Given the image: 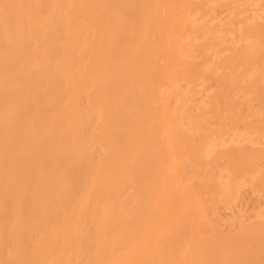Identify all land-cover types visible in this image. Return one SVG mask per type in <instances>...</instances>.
Here are the masks:
<instances>
[{"label":"rangeland","instance_id":"374dc122","mask_svg":"<svg viewBox=\"0 0 264 264\" xmlns=\"http://www.w3.org/2000/svg\"><path fill=\"white\" fill-rule=\"evenodd\" d=\"M79 3L89 5L91 0H80ZM146 6L142 10L148 16L149 23L147 26L143 25L144 22L140 23L137 34H145L146 42L149 40L151 44L157 43L160 48L159 56L148 52L150 42L143 46L147 57L155 60L154 68H161L159 79L153 82L149 79L146 87L138 88L142 95L141 101L148 100V105H123L116 113V118L125 117L121 136L120 132L117 136L116 133L112 136L108 132L98 138L111 113L105 107L92 108L88 97L92 88L89 83L81 86L84 94L80 110L86 116V122L79 135L83 139V148L78 153L88 156L90 163L100 168L105 144L112 141L123 145L122 155L133 158L143 153V158L154 157V161L159 159L162 167L172 175L168 190L177 192V200L175 199L172 209H166L163 204L158 208L145 205L155 211V217L161 225L155 229H142V233L151 236V240L161 241L158 236L167 233L168 236L174 231L180 238L178 245L184 249L182 254H187L190 248L191 257L210 258L220 249L226 254L222 262H233L235 254L250 250L253 243L260 236H264V0H149ZM107 15L110 18L108 36L116 32L125 35L133 30L131 22L129 23L132 21L131 16L117 13L114 9L109 10ZM176 19L181 21L177 22ZM7 22L9 28L6 32H14L17 28L16 25L13 26V19L8 18ZM115 23L119 27L116 24L115 28ZM103 28L100 24L97 30H80V43L90 40L89 43L93 44L88 47L81 46L87 56L100 43V35L94 33L102 31ZM138 42L139 40L134 45L135 49L139 47ZM252 57L254 59L249 61ZM35 58V53L28 55L29 61ZM124 64L127 65L128 62L125 61ZM83 65L84 62L77 61L72 67L78 70ZM101 76L93 73L88 79L99 83L102 81ZM109 84L107 96L118 100L115 106L121 105L119 100L127 92L136 91L129 87L128 78L116 87ZM10 87H14L12 83ZM68 90L69 84L62 80L57 94L67 93ZM57 102L59 107L67 103L64 100ZM18 103L17 96L0 91V144L5 146H10L21 129L19 118L10 114ZM141 113L144 115L139 122ZM44 116L45 114L35 116L37 126L44 125ZM4 120L7 123H3ZM128 134L133 136L127 137ZM176 134L180 135L178 145L182 155L180 154V160L176 163L179 167L174 169L176 157L171 155V144ZM38 137L39 149L51 158L69 152L64 138L52 143L47 137ZM196 152L200 158H197ZM15 154L12 150L6 152L3 156L6 166L14 162ZM139 158H134L135 163H130L127 170L141 167L143 164L137 162ZM59 166L54 165L52 173L65 175ZM154 173L156 172L152 174ZM8 174V170L0 171V196L4 184L2 179ZM158 176L160 178V174ZM110 178V175L106 176V179ZM19 182L21 180L18 178L11 181L8 195L15 197L17 205L26 208L30 216L21 223L18 222L19 216H13L9 220L14 233L12 238L4 237V229L0 228V237L4 238L2 249L7 254L13 244L26 240V224L32 223L31 212L36 205ZM61 183L64 185L66 182ZM133 184L131 180L120 205L128 213L117 209V213H121L116 214L121 223L113 226L109 221L105 223L101 219L97 224L98 229L108 224L103 239L112 244L117 245L121 235L119 231L134 220L136 210L133 209L138 206V199L142 195H149L136 189ZM150 186L156 187L155 180L150 182ZM75 191L80 192L79 188ZM108 204L109 200L102 198L97 210L102 211ZM187 206L191 208L189 215L183 212ZM100 217H104L103 212ZM6 221V216L0 212V225ZM82 226L92 228L95 224L85 220ZM189 230H193L191 234ZM39 235L40 233H36L26 240L29 247L36 245ZM199 243L209 244L212 250L200 249L197 246ZM159 247L175 249L176 245L166 242L159 244ZM18 250L29 252L24 248ZM130 253L136 255L134 250ZM170 258H166L163 264H183L178 258ZM198 264L211 262L199 261ZM240 264H264V254L246 255Z\"/></svg>","mask_w":264,"mask_h":264},{"label":"bare ground","instance_id":"6f19581e","mask_svg":"<svg viewBox=\"0 0 264 264\" xmlns=\"http://www.w3.org/2000/svg\"><path fill=\"white\" fill-rule=\"evenodd\" d=\"M79 1L0 0V91L10 92L18 97L19 103L10 114L19 118L21 127L10 146L0 144V171L9 172L2 179L6 185L3 184L1 187L0 212L6 216L7 221L1 224L0 228L4 229V237L12 238L14 233L9 220L13 216H19L18 222L21 223L30 216L26 208L17 205L15 197L8 195L9 184L13 179L18 178L21 180L18 184L29 192L36 204L33 207L34 211L31 212L33 221L26 224L25 239L29 240L36 233H40L35 246L29 247L24 240L13 244L8 254L2 249L4 238L1 236L2 264H163L171 255L172 258L181 260L183 264H198L199 261H210L211 264H240L241 259L246 255H263L264 236H260L250 250L235 254L233 262H222L226 254L220 249L210 258L191 257L190 248L187 254H182L184 249L178 245L180 238L174 231L168 236V233L158 236L161 241L151 240V236L142 233L141 230L155 229L161 223L155 217V211L149 206L150 211L145 205L150 204L158 208L163 204L166 209H172L177 195V192L168 190V182L172 175L162 167L160 160L154 161V157L143 158V153L133 158L122 155L123 145L112 141L105 144L103 164L100 168L93 166L88 156L78 153L83 148V139L79 135L86 122V116L80 110L84 94L81 86L90 84L92 89L88 97L92 108L105 107L111 113L98 138H102L108 132L112 136L113 133L117 136L120 132L119 136H121L125 117L116 118L118 109L126 104L139 106L143 103V106H147L148 100L141 101L142 95L138 88L146 87L149 79L152 82L159 79L161 69L154 68L155 60L152 61L146 55L144 46L150 42L149 40L146 42V35L137 34L140 23L144 22V26L149 23L148 16L142 10L147 7L149 0H91L89 5H82ZM112 9L132 17L129 23L131 22L133 30L130 33L120 35L116 32L112 36L107 35V26H110L108 24L110 18L107 14ZM8 18L13 19V26L16 25L17 29L14 32H6L9 28ZM179 21L181 20L177 22ZM100 24L104 28L94 33L100 35V43L95 51L87 56L81 46L88 47L93 44L89 43L90 40L80 43L79 32L86 28L97 30ZM116 24H114L115 28L118 25ZM166 29L168 33V28ZM137 40L139 47L135 49ZM156 44L152 43L148 52L159 56L160 48ZM33 53L36 54V58L29 61L28 55ZM121 58L124 60L122 61ZM252 59L254 58L248 60ZM77 61L84 62V65L81 69L75 70L72 65ZM125 61L128 62L127 65L124 64ZM34 63L36 64L33 65ZM93 73L101 74L102 81L99 83L90 81L88 77ZM126 78L129 87L136 91L127 92L119 100L121 105L115 106L118 100L107 96L109 92L107 84L111 83L109 85L116 87ZM62 80L69 84V90L67 93L57 94L58 85ZM11 83L14 87H10ZM61 100L67 103L59 107L57 101ZM150 105L152 106V102ZM150 113L154 114L152 111ZM37 114H45V123L41 127L37 126L35 118ZM143 115L140 114L139 122L143 119ZM145 115L147 117V113ZM5 122L6 120L3 121ZM139 122L137 125L140 124ZM39 135L47 137L52 143L64 138L69 146V152L59 154L56 158L49 157L38 147ZM178 135L172 138L171 144V155L176 157L174 169L179 167L176 163L180 160V154L182 155L178 145L180 139ZM132 136V134L127 135V137ZM192 143L194 144V141ZM8 150L16 152V157L13 163L6 166L3 156ZM196 156L200 158L197 152ZM134 158H139L137 162L143 165L129 171L127 168L130 163H135ZM56 164L60 165L65 175L52 173ZM153 172L156 173L152 174ZM159 174L160 178H158ZM107 175L111 178L106 179ZM131 180L136 189L149 195H142L138 199V206L133 209L136 210L134 220L132 219L130 225L119 231L121 235L117 245L112 244L103 239L108 224L99 229L97 224L102 220L105 223L109 221L113 226L121 223L116 215L121 213H117L119 212L117 209L128 213L125 212L124 206L121 208L120 205L124 201L123 195L130 186ZM154 180L156 187L152 188L150 182ZM61 181L66 183L62 185ZM76 188H79L80 192H76ZM102 198L108 199L109 204L105 205L102 211H98V204ZM190 209L187 206L183 212L189 215ZM101 212L104 213L103 218L100 217ZM85 220L93 222L95 226L82 228V222ZM192 231L189 230V233L191 234ZM166 242L174 243L176 248L159 247V244ZM197 246L200 249L212 250L207 243H199ZM20 248L28 249L29 252H20L18 250ZM132 250L136 255L130 253Z\"/></svg>","mask_w":264,"mask_h":264}]
</instances>
